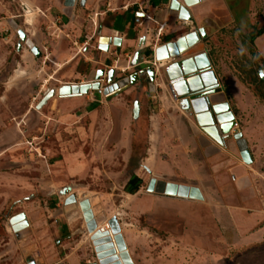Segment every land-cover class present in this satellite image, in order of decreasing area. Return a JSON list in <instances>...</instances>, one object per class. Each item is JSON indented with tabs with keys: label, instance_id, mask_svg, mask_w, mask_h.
Returning a JSON list of instances; mask_svg holds the SVG:
<instances>
[{
	"label": "rangeland",
	"instance_id": "rangeland-1",
	"mask_svg": "<svg viewBox=\"0 0 264 264\" xmlns=\"http://www.w3.org/2000/svg\"><path fill=\"white\" fill-rule=\"evenodd\" d=\"M87 1L75 11L65 0H0V264H56L83 253L81 264L94 263L82 217L93 222L100 216L116 218L134 264H264V150L256 167L247 168L246 187L237 184L233 167H142L150 122L148 115L139 126L133 119L137 85L131 94L127 87L108 96L122 110L116 118L103 112L100 125L86 112L89 107L62 104L71 83L81 81L69 74L73 61L62 62L89 41L97 19L109 23L103 13L112 8L154 7L151 0ZM170 1L157 4L165 7ZM31 10L34 19L28 25ZM262 12L264 4L257 16ZM220 16L204 42L206 49L225 92L233 83L243 85L249 92L243 93V103L248 108L246 97L252 98L262 105L264 117V82L258 80L264 60L247 40L264 25V14L248 30ZM28 39L39 56L27 46ZM119 74L110 70L101 86ZM93 82L94 74H89L82 84ZM53 89L56 94L40 106ZM228 100L235 108L233 94ZM250 115L244 113L242 128L252 131ZM132 176L142 180L134 196L124 190ZM152 178L199 187L204 198L150 193ZM67 188L71 191L63 194ZM69 199L72 208H66ZM21 213L26 226L18 231L10 220Z\"/></svg>",
	"mask_w": 264,
	"mask_h": 264
},
{
	"label": "crops",
	"instance_id": "crops-1",
	"mask_svg": "<svg viewBox=\"0 0 264 264\" xmlns=\"http://www.w3.org/2000/svg\"><path fill=\"white\" fill-rule=\"evenodd\" d=\"M159 1H149L150 6L154 7L152 8L148 5L144 7V10L136 9V5L108 9L106 13H103L106 16L104 18L107 19V17H110L107 19L109 22L107 24H101L99 18L97 19L98 21L93 25L95 26V32L90 36L89 41L83 42L79 47L78 53H75L70 60H64L62 62L64 65L73 61V66L69 74L81 80L77 84L85 82V78L89 74H94L95 79L97 71L101 69L104 70V75L102 76L103 79H100V82L105 81L110 70L121 71L122 74L115 75L119 79L125 76L128 77L135 71H131L129 74L124 73L126 70L133 68L132 64L137 51H141L139 61L144 63L145 67H153V54L156 48L168 42L175 41L180 36L193 31L195 28L203 27L207 35L210 34V29L216 26L215 21L218 22L221 14L224 17L226 16V21L235 23L241 30H248L255 27L260 22V19H263L264 14L262 12V16H257V12L260 11L264 0H207L190 9L193 17L192 22H183L178 19L176 12L170 10V2L165 7H161L157 4ZM85 4H88L87 0ZM161 4L164 5L165 1H162ZM83 8L81 7V10ZM73 9L75 11L77 10L76 4ZM181 29L185 30L181 32ZM131 33L133 36H130ZM173 34L176 35L173 36ZM100 37L120 38V45L114 46L110 44L108 51H102L99 48ZM140 44H142L141 47ZM254 44L260 57L264 60V32L254 40ZM147 50L151 52V55L146 56ZM200 52H207L214 66L212 56L206 49L205 43H200L196 47L188 50L186 56H192ZM115 58H117V61H115ZM175 61L177 59L169 60L165 62V65ZM114 63H118L119 66L115 67L113 65ZM87 68L86 74L78 72V70L82 72V70H86ZM214 69L216 71L215 66ZM217 75L221 87L218 89L217 94L213 96V101L216 103L228 102L230 104L228 95L229 93L233 94L235 108L232 104L230 106L238 127L231 130V135L238 132L243 134L252 155V163L248 165L243 162L233 139L227 141V145L222 147L201 131V134H195L190 127L192 124L200 130L195 121L178 107L177 101L172 99L168 88L164 85L162 77L157 74L155 91L150 92V89L145 84H136L138 86V92H135V99L132 104V115L133 119L137 121V126L142 123L143 118L147 115L150 122V130H148L149 132L146 135L147 148L142 167H233L238 176L237 184L240 187H246L247 179L245 178V174L247 168L256 167L259 162L258 156L264 150V117L260 115L262 105L252 98L248 99L246 97V101L250 102L247 108L248 105L245 106L243 103V99L245 98L243 95L245 93L249 94L248 89L239 83H233L228 86L229 93H226L223 88V79L218 72ZM261 80L263 81V79ZM77 84L75 82L71 83L72 86ZM133 86L128 87L126 90L127 95L134 92L135 88ZM99 91L98 94L92 91L87 95L63 97L62 104H78V109H86L89 107L88 110L86 109V112L91 117H95L97 119L96 122L100 125V117L103 112L104 117L108 118L111 116L116 118L122 109H119L118 105L108 100L109 95L104 94V86H101ZM234 93L236 94L234 95ZM146 98L149 99L146 100ZM136 100L140 102V110L138 118L135 119L133 110ZM99 105L103 106V111L98 107ZM121 106L124 107L123 105ZM83 112L85 113V111ZM249 112L251 114L249 119L250 124H252V131L250 128H242V124H247V121H244L243 118L244 113ZM261 128L263 129L261 130ZM128 133L132 134L130 130ZM160 157L163 160H160ZM131 196H134V194ZM137 204L139 207H142L143 202L139 201ZM82 220V228L85 229L86 234L90 237L105 221H109L110 219L103 216L95 217L93 226H90L92 221L88 222L85 217H82ZM21 226L23 224L20 225V228H22ZM91 227L92 230L90 229ZM122 234L128 245L126 235L123 232ZM84 257L85 253L83 255L75 254L74 256H66L65 258L58 259V263L56 264H81ZM85 263L91 264L89 261Z\"/></svg>",
	"mask_w": 264,
	"mask_h": 264
},
{
	"label": "water",
	"instance_id": "water-1",
	"mask_svg": "<svg viewBox=\"0 0 264 264\" xmlns=\"http://www.w3.org/2000/svg\"><path fill=\"white\" fill-rule=\"evenodd\" d=\"M77 0H65L67 8H73ZM207 0H171L169 8L177 13L178 19L183 22H192L193 17L190 9ZM85 0H82L84 4ZM22 39L26 38L24 33H20ZM208 35L203 27L195 28L193 31L180 36L172 42L161 45L156 48L153 54L154 66L145 67L144 63L139 61L141 51H137L133 61V67L136 71L128 77L117 79L109 86L104 88V94L110 95L121 91L137 83L148 84L149 91H155L156 76L162 77L164 85L168 90L175 92V101L178 107L189 117L193 118L198 130L194 125H190L195 134L204 133L218 145L224 147L227 141L233 139L244 163L251 164L253 159L246 139L241 132L231 135L234 128L235 116L228 102L216 103L213 96L217 94L221 87L217 72L214 69L212 61L207 52L195 53L192 56H186L188 50L204 43ZM27 46L36 55L40 51L29 39L26 41ZM99 48L102 51H108L109 45H120V38L100 37ZM142 44H140V47ZM177 59V61L165 65V62ZM104 75V70H98L93 83L82 85H73L70 87V94L64 96H80L88 94L90 91H99L101 89L100 79ZM261 79H264V70L260 71ZM56 91L53 89L45 94L40 103L42 106L53 97ZM140 102H134V118H138ZM71 191L67 188L63 194ZM147 191L158 195L170 197H179L193 200H203V195L199 187L188 184H178L163 179L152 178L148 184ZM66 208H72L75 203L69 199L66 201ZM26 215L21 213L10 220L14 229L20 230V225L25 224ZM109 231H95L90 236V241L94 247L96 261L91 264H134L124 240L122 229L116 218L108 221ZM91 222L90 226H93ZM19 227V228H18ZM92 230V227L90 228Z\"/></svg>",
	"mask_w": 264,
	"mask_h": 264
},
{
	"label": "trees",
	"instance_id": "trees-1",
	"mask_svg": "<svg viewBox=\"0 0 264 264\" xmlns=\"http://www.w3.org/2000/svg\"><path fill=\"white\" fill-rule=\"evenodd\" d=\"M264 32V25L260 28V29H257L256 32L252 33L251 35L247 36V40L250 42V43H253L254 40L260 36L262 33ZM151 55V52L150 51H146V56H149ZM88 67V66H86ZM88 68L86 70H82V72L80 70H78L79 73L81 74H86ZM258 80L262 83L264 81H262L260 79V77H258ZM141 183H142V180L140 178H138L137 176H132L129 181L127 182L126 186L124 187V190L126 193L128 194H135L136 192H138V190L140 189V186H141ZM53 209L55 208L54 206L52 207Z\"/></svg>",
	"mask_w": 264,
	"mask_h": 264
},
{
	"label": "bare ground",
	"instance_id": "bare-ground-1",
	"mask_svg": "<svg viewBox=\"0 0 264 264\" xmlns=\"http://www.w3.org/2000/svg\"><path fill=\"white\" fill-rule=\"evenodd\" d=\"M29 12V11H28ZM32 10L28 13V15H27V18H26V21H25V23L26 24H28V25H31L32 23H33V19H34V16L32 15ZM18 73V72H17ZM106 224L107 223H105V225H103V228H104V231H109L110 230V227H109V230H107L106 229ZM102 229V228H101ZM101 229H98V230H100L101 231Z\"/></svg>",
	"mask_w": 264,
	"mask_h": 264
},
{
	"label": "built area",
	"instance_id": "built-area-1",
	"mask_svg": "<svg viewBox=\"0 0 264 264\" xmlns=\"http://www.w3.org/2000/svg\"><path fill=\"white\" fill-rule=\"evenodd\" d=\"M169 93H170L172 99H175V97H176L175 92L173 90H171V91L169 90ZM237 126H238V124L235 122L234 128H236ZM109 227H110L109 223L107 222L106 229L109 230ZM101 231L104 232V228H102Z\"/></svg>",
	"mask_w": 264,
	"mask_h": 264
},
{
	"label": "flooded vegetation",
	"instance_id": "flooded-vegetation-1",
	"mask_svg": "<svg viewBox=\"0 0 264 264\" xmlns=\"http://www.w3.org/2000/svg\"><path fill=\"white\" fill-rule=\"evenodd\" d=\"M85 1H86V0H85ZM85 5H86L85 2H84V4H82V0H77V1H76V6H77V7H85ZM135 71H136V70H135ZM125 77H126V76H125ZM123 78H124V77H123ZM116 81H117V80H116ZM144 84L147 86V88H149V87H148V84H146V83H144Z\"/></svg>",
	"mask_w": 264,
	"mask_h": 264
}]
</instances>
